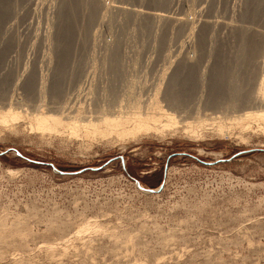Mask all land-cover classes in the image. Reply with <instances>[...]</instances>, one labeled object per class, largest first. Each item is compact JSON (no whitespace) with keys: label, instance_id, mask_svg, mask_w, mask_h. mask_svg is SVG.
<instances>
[{"label":"rangeland","instance_id":"374dc122","mask_svg":"<svg viewBox=\"0 0 264 264\" xmlns=\"http://www.w3.org/2000/svg\"><path fill=\"white\" fill-rule=\"evenodd\" d=\"M21 1L0 34V50H8L0 63V80L11 77L2 85L7 94L0 98V110L12 106L24 115L18 122H0V264H264V131L258 127L264 125L251 120V130L231 119L260 106H206L212 88L227 78L228 87L223 86L228 98L245 96L233 94V89L255 87L264 42L255 60L248 39L264 32V0H167L164 6L152 0H100V16L96 13L89 29L96 31L90 34L91 43L85 51H72L69 59L81 60H68V69L87 72L81 80L90 73L94 97L107 103L129 92L153 97L159 82L166 89L173 71L192 59L188 63L197 66L194 78L200 85L195 83L187 111L162 104L178 119H202L207 125L198 138L179 127L136 139L86 142L67 132L43 134L30 128V114H51L55 104L38 109L39 98L30 101L22 82L35 66L46 72L50 64L51 73L56 67L57 58L49 63L47 58L63 0ZM122 6L164 10L170 23L131 14ZM179 19H187L186 26ZM250 51L254 58L246 57ZM237 81L242 87L233 83ZM73 84L66 81L68 91L63 88L62 96ZM218 119L232 131L218 133ZM135 180L148 188L163 187L149 193ZM89 221L97 222L100 232L88 230L65 241ZM48 245L54 248L47 250Z\"/></svg>","mask_w":264,"mask_h":264},{"label":"bare ground","instance_id":"6f19581e","mask_svg":"<svg viewBox=\"0 0 264 264\" xmlns=\"http://www.w3.org/2000/svg\"><path fill=\"white\" fill-rule=\"evenodd\" d=\"M19 1H21V0H19ZM33 1L34 0H31V2H33ZM152 1L161 5V6H164L167 3V0H152ZM21 2H25V1L22 0ZM29 2H30V0H29ZM102 2L100 0H63V3L61 5V9L58 10L59 11V23L55 24V26L56 25L57 26H56L55 31H54L55 33L53 34L54 40L52 41L53 42V49H51L52 53L50 52L51 55H49V58H47L48 63H49V61L51 62L53 60V58L55 60L57 58V60H56L57 64L55 65L56 62L54 63V65L56 67H53L55 69L51 73L52 69H50V67H51L50 64H49L50 67H49L48 71H46V72H44L45 70H43V68H40V71H39V69H38L39 67L37 66L38 67L37 68L35 66V68L34 67L32 68L33 69L32 72H31L32 69L30 70V74L28 76H26V79H24L25 81L22 82L23 83L22 86H23L24 90H26V93H27L28 97L30 98V101H31V99H33V100L35 99V101H36L39 98L38 99L39 105H38V103L36 104L39 107L38 109L44 110L49 105V103H51L50 105L55 104L56 106L52 105L54 107L53 110H52V106H51V111H53V113H51V114H47V113L45 114L44 112H39L37 114L32 113V116H30L31 115L30 114L29 118H28V119H30L29 120L30 128L34 131L36 130L37 132H40L43 134L49 133V134H57L58 135V134H63L65 132H67L68 136H70L71 138H74L78 141H82V142H86V140L91 139V138L93 140L98 139V138L103 139V140H110V139L112 140L114 138H117L118 140H125V139H129V138L130 139H133V138L136 139L137 136H139V135H143V134L146 135L148 133L163 134L164 132L169 131V130H178L179 127H182L184 132L188 136H191L193 138L194 137L195 138L200 137L203 130H205V127L207 125L205 120H202V119L187 120L188 118L187 119L186 118L178 119V117L173 112H171L169 109L164 107V105L162 104V102L165 101L167 103V106L172 108V109L187 111L189 101L191 100V98L193 97L192 95L194 94L193 92L196 90L195 88H198V87H195L196 80L194 78L196 75L195 70H197L196 72H198V69L197 68L195 69V67H197V66H193L192 64H190L192 62L188 63L189 60H192V59H189L187 61V63L182 64V66H180V68L177 67V69H175V71H173V73L170 75V79L168 81L166 89L164 88V86L163 87L161 86L162 82L161 83L159 82L158 86L156 87V90H155L153 97L148 98L149 97L148 96L147 99H144L143 97H140L142 94H140V95L137 94V96L136 95L132 96L129 92V96L127 93L128 97L124 96L121 99L116 98L115 102H113L112 100L110 101L107 98L109 100V102H107V103L105 101H104L105 103H102V102H100L102 100L99 101L97 98H95L96 97L94 95V93H95L94 88L95 87L93 88L94 82H92V79H94V78L88 79V76H87L90 73H88L86 75L87 77L84 76L85 77L84 80H81L82 79L81 75H84L85 72L83 74H80L76 71L75 68L74 69H75L76 73L74 71H71V69H68V67H69L68 60H69V62H71L75 57H77L74 55L75 57L73 56L74 58L73 59L71 58L72 60L69 59L73 55L72 51L74 49L75 50L80 49V50L85 51L86 48L89 46V43H91V35H93L96 31L92 34L93 31L90 33L89 29L91 28L90 26H93L91 24H92L93 19L95 20L94 17L96 15V13H99V16H100L101 11L98 12L99 11L98 9H99V6L102 5L101 4ZM16 3H17V0H0V34L4 30L5 24H7L6 21H8V20L10 21L11 15L15 14L14 11L16 9L14 11H13V9L15 8V6H17V5H15ZM103 6H104V4H103ZM106 6H108V4ZM101 9H102V6H101ZM106 9H107V7H106ZM120 9L123 11L129 12V13L131 12V14H133V13L137 14V12H139V14H143L148 18H157L160 20H164L166 22L167 21L169 22L171 19V16L169 15V13H167L164 10L163 11L157 10V11H148V12L145 11L144 12V10L141 11L138 9H131V8L123 7V6L120 7ZM12 11H13V13H12ZM253 15H254V13H253ZM172 18H174V17H172ZM176 19L178 20V18H176ZM179 20H180V24L181 23L183 24V21H184L185 26H186L187 19H179ZM181 20H182V22H181ZM173 21H175V20H173ZM189 21L190 20H188V22ZM147 22H148V20H147ZM168 22L166 24H168ZM10 26H8V27H10ZM191 27L192 28L190 30L192 33L193 32V26H191ZM4 31H6V30H4ZM239 32H238V34H239ZM191 33H190V35H191ZM48 35H50V33ZM247 35H249V34H247V33L244 34V36L246 38H247ZM48 37H49V40L51 42L52 36L50 35ZM163 39H164V37L162 38V42H164ZM263 39H264V32H262V31H256V32L249 35V39H248L249 41L248 42H250V43H249L248 48L252 47L251 48L252 50L254 48L255 49V51H254L255 55L251 52L252 51L251 50L250 54L249 53H248V55L246 54L247 55L246 57H253V55L256 57V55H257L256 50H257V53L262 54L261 52L263 50L261 52H258V50L260 51V49L258 47L260 46L259 44L262 43V41L264 42ZM8 41L10 43H13L10 40H8ZM46 42H48V41H46ZM199 42H200L199 45L202 46V43L204 45V34H202L201 37L199 38ZM247 43L245 42L246 45H247ZM9 44H7V45H9ZM261 45H264V44H261ZM8 47L10 48V46H7V48ZM2 48L5 49L6 45H5V47H2ZM262 48H263V46H262ZM6 50L7 49H5L3 51L0 50L1 51L0 63L3 61L4 57L7 55V54H5V56H4V53L6 52ZM75 52L76 51H74V53ZM81 53H82V51H81ZM76 55H78V54H76ZM110 55H111V53H110ZM110 55H109V58L112 56L111 58L113 59V57H114L115 61H116V55L115 56H113V55L110 56ZM258 57L260 58V56H258ZM258 57H256L255 60H257ZM77 58L79 59V61L81 60L80 57H77ZM78 59H77V61H78ZM248 59H251V58H248ZM258 60H257V62L255 61L256 63H259V65L256 64V67L260 66V68L262 70L261 69H260V71L258 70L260 72V74H257L258 77H257V79H256L257 81L255 83H253L252 80H249L250 82L252 81V83L255 84V87L253 88V89H255L254 91H252L253 89L251 91H245V89H233V91H232L233 94H237V96H238V95L244 93L245 96L240 97V99H239V97L236 98L235 95H234V97L236 99L233 96H231L233 98H228V97H230L228 95H227L228 97H225V94H229V92H227L228 90L226 91V88L228 87V85H227L228 74L226 73L227 70H225V73L227 75L226 76V78H227L226 82H224L223 78L221 79V77H220L221 82L223 80L224 84L222 82V84L220 83L219 86H218V84H216V86H214L213 88L211 87L212 91L210 90L211 92H210L209 96H207V98L208 97L209 98L206 101L207 108H210V109L212 108V110L213 109L216 110L217 106L220 107L222 105H225L226 103L229 105H233L232 107H235V108H237L236 106H238V105L240 107V102H242L243 107H244V104L251 106L250 103L255 104V105H259L260 109H258V108H257V110L251 109V110H249V111H247L241 115H235L234 118H231L234 120L233 122L235 125L236 124L240 125L239 127H241V126L245 127L246 126L245 127L246 129L251 127V130H252V126L250 124L251 120H253V122L258 121V125H259V123H262L264 125V51H263V54L261 55L260 62ZM182 61H184V60H182ZM182 61H180V62H182ZM223 61H220V62H222L223 66H224L225 63ZM74 62L76 63V58H75V61H72V64H74ZM184 62H186V61H184ZM243 62L246 63V61H243ZM250 62L253 63L252 60ZM250 62H248V64ZM222 63H220L221 66H222ZM76 64H75V66L77 67ZM195 64H197V63H195ZM178 65H180V63ZM221 66L219 65L218 67L220 68ZM223 66L221 68H223ZM227 66L230 67L229 64L228 65L226 64V69H228ZM247 67H250V66L248 65ZM246 68H245V71L248 72V68H247V70H246ZM214 69L215 68H213V70ZM224 69H225V67L223 68V70ZM213 70H212V76H213V72H214ZM218 70H220V69H218ZM249 70H251V67ZM252 70H254V69H252ZM81 71H82V69H81ZM249 72L247 74H251V72L250 73ZM217 73H220V72H217ZM256 73H257V71H256ZM163 74L165 75L166 73L164 72ZM199 74L200 73H198V75ZM91 75H92V73H91ZM230 75H232V74H230ZM6 76H9V74ZM215 76H216V74H215ZM250 76L248 75V77H250ZM256 76H254V77H256ZM165 77L168 78V75L167 76L165 75ZM10 78L8 79V77L7 78L5 77L4 80L2 79L3 81L0 80V98H1V96H3L2 94L4 92V90L2 91V89L4 88V87L2 88V85L6 86L7 80H10ZM198 78H200V76ZM213 78H214V76H213ZM224 78H225V76H224ZM234 78H235V80H238V79H236L238 77L234 76ZM246 78H247V76H246ZM242 79L239 78V80L243 81ZM89 80H91V81H89ZM232 80H234V79H232ZM232 80L230 81V79H229V81L231 83H232ZM11 81H12V79H11ZM66 81L68 83H70V85H72L73 83H75V85L73 84L74 88H71V86L66 85L67 87L69 86L68 88H70V91L67 92V94H65V97H64V96H62V92H63V88H64L63 85L66 84ZM197 81H198V79H197ZM199 82H200V80H199ZM215 82H217V81H215ZM233 83H235L237 86H238V84H240V82H238V81L233 82ZM242 83H244V82H242ZM246 83L248 84L247 81H246ZM211 84H215V83H210V86H211ZM253 84H252V87L254 86ZM199 85L197 84V86H199ZM223 85L224 86L227 85L225 89H224ZM245 85L246 84H244V87H245ZM229 86H230V84H229ZM239 86L242 87L241 84ZM161 87L164 88V91L161 90ZM47 88H48V91H47ZM66 89L64 91H66ZM229 89H230V87H229ZM249 89H251V88H249ZM67 91H68V89H67ZM4 93L7 94L6 92H4ZM133 95H134V93H133ZM230 95H232L231 91H230ZM195 96H196V94H195ZM2 98H4V96ZM202 99H203V97H202ZM104 100H106V99H104ZM237 100H240V101H237ZM192 101H194V100H192ZM55 108H56V110H54ZM200 110H201V108H200ZM23 117H24V115L21 112V110H19V111L14 110L12 108V106H10V108L8 110L7 109L6 110H0V122L2 124L3 123L6 124L9 122H16V121L18 122ZM214 125L217 127L216 130L219 131L218 133L224 132V134H225L226 132L232 131V130H230V126L228 125L227 122H225V120L218 119ZM247 125H250V126L247 127ZM258 127L261 128L260 130L264 131V126L262 127L259 125ZM67 133H65V134H67ZM91 222L92 221H89V222H87L86 225L82 226L81 228H78L75 231V233H72L74 235H71V236L69 235L70 237H68L65 241L69 242L72 240L73 237L84 235V233L88 230H92L93 232H95V231L100 232V230L102 228L101 229L99 228L100 226L97 224V222L96 223H93V222L91 223ZM65 241H64V244H65ZM46 247L48 248V249L46 248L47 250L54 248L53 245H48Z\"/></svg>","mask_w":264,"mask_h":264},{"label":"water","instance_id":"95a60500","mask_svg":"<svg viewBox=\"0 0 264 264\" xmlns=\"http://www.w3.org/2000/svg\"><path fill=\"white\" fill-rule=\"evenodd\" d=\"M252 150H255V149H252ZM260 150H263V149H260ZM248 151V150H247ZM247 151H241V153H244V152H247ZM136 181V184H137V187L143 191H146V192H149V193H155V192H158L159 190L162 189L163 187V183L158 187V188H148V187H145L143 186V184H141L138 180H135Z\"/></svg>","mask_w":264,"mask_h":264}]
</instances>
